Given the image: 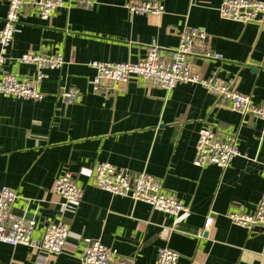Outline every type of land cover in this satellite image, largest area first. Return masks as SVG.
I'll return each instance as SVG.
<instances>
[{
	"label": "crops",
	"instance_id": "crops-1",
	"mask_svg": "<svg viewBox=\"0 0 264 264\" xmlns=\"http://www.w3.org/2000/svg\"><path fill=\"white\" fill-rule=\"evenodd\" d=\"M130 1L161 3L164 13L131 15ZM9 2L0 0V29ZM221 3L95 0L90 8L67 3L50 21L32 10L24 13L4 71L32 81L36 68L18 62L28 52L62 54L65 64L44 71L41 101L0 96V190L18 193L13 213L36 221L34 240L55 223L67 224L70 237L59 256L0 244V264H82L85 241H100L135 264H154L160 249L178 253V264H264V227L247 230L229 218L238 212L254 215L264 199V122L217 106L216 97L195 84L165 91L134 80L99 95L89 66L138 63L151 45L175 50L187 28H200L223 59H194L198 75L234 82L254 105L264 106V16L256 24L228 21L219 13ZM70 88L81 91L80 103L60 99ZM206 127L216 129L219 138L239 136L242 156L226 171L194 165L199 132ZM101 163L162 180L190 213L176 219L97 189L92 175ZM66 173L74 175L84 197L62 212L55 185ZM208 219L212 224L206 229Z\"/></svg>",
	"mask_w": 264,
	"mask_h": 264
},
{
	"label": "built area",
	"instance_id": "built-area-1",
	"mask_svg": "<svg viewBox=\"0 0 264 264\" xmlns=\"http://www.w3.org/2000/svg\"><path fill=\"white\" fill-rule=\"evenodd\" d=\"M78 7L90 8L95 0H10L7 17L0 29V96L41 101L45 98L39 90L46 70H60L65 62L62 54L42 55L28 52L19 59L20 64L36 68L32 81L20 80L13 74H7L8 50L16 33L20 18L32 10L42 21H50L67 3ZM126 9L131 15H155L164 13V6L155 1H130ZM219 13L228 21L244 25L261 22L264 16V2L261 0H222ZM211 38L200 28H187L181 35L180 44L172 51H162L153 44L148 48L147 56L138 63L90 62L96 72L93 81L94 92L108 95L117 87L139 80L148 86L165 91H172L182 84L200 85L217 99V106L239 113L242 116H254L264 122V106L253 104L251 97L239 93L234 82L228 84L217 79H202L193 64L194 59L220 61L223 56L213 52ZM81 91L70 88L63 91L60 99L67 104L82 101ZM206 127L199 132L194 165L199 168L215 166L226 171L232 161L242 156L238 149L239 136L224 135ZM264 169V165H263ZM92 184L99 190L114 196L129 198L135 202L149 205L153 211L175 217L188 216L190 210L175 195L169 193L162 180L140 173L133 175L127 170L118 169L108 163L98 164L92 175ZM55 191L62 199V212L83 200V189L74 175L66 173L59 178ZM19 200L16 191L3 188L0 190V244L12 248L25 246L43 255H62L70 237L67 224H50L39 240H34L37 223L34 219L18 217L13 213V205ZM230 220L241 228L250 230L254 226L264 227V199L254 215L240 212L230 213ZM212 224L208 219L205 228ZM264 256V246L262 249ZM180 255L170 249H160L154 264H178ZM82 264H135L133 260L121 257L117 251L105 247L100 241H85L81 246Z\"/></svg>",
	"mask_w": 264,
	"mask_h": 264
},
{
	"label": "water",
	"instance_id": "water-1",
	"mask_svg": "<svg viewBox=\"0 0 264 264\" xmlns=\"http://www.w3.org/2000/svg\"><path fill=\"white\" fill-rule=\"evenodd\" d=\"M17 215L20 216V217H22V216H24V213H23V212H19ZM30 218H31V217L26 216V219H30Z\"/></svg>",
	"mask_w": 264,
	"mask_h": 264
}]
</instances>
